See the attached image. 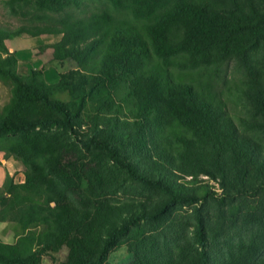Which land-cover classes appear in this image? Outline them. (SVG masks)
<instances>
[{"label": "trees", "instance_id": "1", "mask_svg": "<svg viewBox=\"0 0 264 264\" xmlns=\"http://www.w3.org/2000/svg\"><path fill=\"white\" fill-rule=\"evenodd\" d=\"M4 3L48 19L0 25V152L25 167L0 186V221L22 230L0 264H37L71 231L62 264H105L121 245L128 264H264V0ZM23 33L61 35L52 58L75 66L54 82L17 73L5 41ZM231 62L248 115L215 87ZM131 184L162 198L118 194Z\"/></svg>", "mask_w": 264, "mask_h": 264}, {"label": "rangeland", "instance_id": "2", "mask_svg": "<svg viewBox=\"0 0 264 264\" xmlns=\"http://www.w3.org/2000/svg\"><path fill=\"white\" fill-rule=\"evenodd\" d=\"M5 0H0V25L4 26L8 29H16L21 25H44L46 24V17L45 13H41L40 11L36 12H26L24 11L23 14H11L9 12L8 7L4 3ZM97 2L90 3L87 7V11L98 9ZM24 34V37L30 38L31 35ZM18 36V35H17ZM15 36V40L16 37ZM43 41L46 42H55L60 39L61 35L59 34H42L39 35ZM34 40V41H38ZM41 41V40H40ZM39 41V42H40ZM39 42L34 45V55L40 54V48ZM6 43V41H5ZM7 45V44H6ZM8 47V46H7ZM9 49V48H8ZM10 51V50H9ZM52 50L46 51L44 56L35 61V64H40L44 62V67H40L37 69L46 68V71L49 70V74L55 76V73H58V76L61 72H65L75 66V63L72 60L66 59L63 61H57L52 58ZM18 62V61H17ZM17 73L18 69L16 67ZM220 75L223 73L222 81L219 84H215L216 89L221 91L220 96L224 98L223 96H228V107L231 111H234L235 113L245 114L248 115L246 111H252L251 108L243 101V99L239 96L235 97L234 95L231 96L230 92L236 91V84H238L244 77L243 70L241 67H237L234 62L229 63L227 66H223L222 69L219 70ZM48 74V72H46ZM24 75L23 73H19ZM50 77L48 76L46 80L48 81ZM225 94V95H224ZM10 96V87L8 85H5L0 81V108L3 104H5ZM18 161V160H16ZM20 162V161H19ZM21 163V162H20ZM0 166H3V163L0 162ZM24 170L25 167L21 163L19 164V169L14 170L13 174L8 173L13 181L15 183L23 182L25 179L24 176ZM5 177V176H4ZM205 179V177L200 176L199 180ZM209 183H211L209 181ZM1 186V185H0ZM215 189H217L216 186H214ZM119 195L123 196V198H135L138 200H148L152 203H154L157 199L160 197L162 198V195L160 193H157L155 191H152L150 189L143 188L139 186L138 184H131L128 185L125 189L124 194L118 193ZM160 198V199H161ZM122 200V198H120ZM188 210L187 206H177L176 213L178 214H186ZM22 233V230L20 229V226L16 223H8L4 221H0V241L4 243H14L17 238L19 237V234ZM240 234L242 235V231L238 230L237 233L231 235L232 239L236 238L238 239L240 237ZM77 238L76 231H71L67 234V236L64 238V240L61 242L59 248L57 251L52 252L49 249H40L39 255H38V261L37 264H62L69 256L73 253V246L75 239ZM226 248V247H225ZM132 259V254L128 250L126 245H121L119 247H116L112 251L109 252L106 263L105 264H128Z\"/></svg>", "mask_w": 264, "mask_h": 264}, {"label": "crops", "instance_id": "3", "mask_svg": "<svg viewBox=\"0 0 264 264\" xmlns=\"http://www.w3.org/2000/svg\"><path fill=\"white\" fill-rule=\"evenodd\" d=\"M14 37L7 39L6 44L9 50L11 52H14L18 59L17 62L18 72L26 75L30 72L31 69L44 67V62L37 65L35 64V61L37 60L38 57L39 59L41 58V56L43 57L46 51L52 50L50 47H48V45L54 42H46L43 41L42 39L38 40L37 38H41L40 36H30V38L24 37V34L18 35L16 37V40ZM34 40H38V41H34ZM36 42L37 43L39 42L40 45L39 47L41 48L39 51L40 54L34 55V45L37 44ZM50 69L52 68H49V70L46 71V68H42L44 79L45 81H47L46 78L49 76L50 79H48L47 82H54L58 79V73H55V76L50 75L49 74ZM46 72H48V74ZM0 162L3 163V166H0V185H1L5 176V171H7L10 174H13L14 170L19 169V164L21 163L19 161H16L12 157L5 158L2 152H0Z\"/></svg>", "mask_w": 264, "mask_h": 264}]
</instances>
